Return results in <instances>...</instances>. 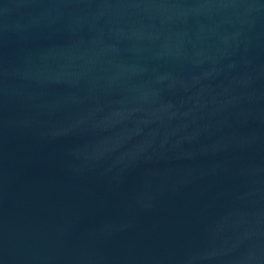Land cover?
<instances>
[{"label":"water","instance_id":"1","mask_svg":"<svg viewBox=\"0 0 264 264\" xmlns=\"http://www.w3.org/2000/svg\"><path fill=\"white\" fill-rule=\"evenodd\" d=\"M0 264H264V0H0Z\"/></svg>","mask_w":264,"mask_h":264}]
</instances>
